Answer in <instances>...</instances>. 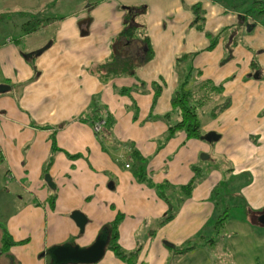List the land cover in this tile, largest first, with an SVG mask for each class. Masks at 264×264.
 I'll use <instances>...</instances> for the list:
<instances>
[{
    "label": "crops",
    "instance_id": "crops-1",
    "mask_svg": "<svg viewBox=\"0 0 264 264\" xmlns=\"http://www.w3.org/2000/svg\"><path fill=\"white\" fill-rule=\"evenodd\" d=\"M251 1L0 0V86L8 88L0 93V264H60L49 251L90 248L120 214L119 246L140 255L129 263L106 249L98 264H228L235 255L264 264V23L246 14ZM125 7L145 8L140 21L154 58L134 77L102 83L90 69L110 58ZM47 18L56 20L24 33L28 21ZM210 36L217 41L211 50ZM192 55L201 75L190 87L211 81L231 101L214 120L208 108L201 113L204 136L215 133L217 141L168 134L173 117H166L190 63L179 69L178 59ZM94 97L114 118L121 146L104 149L94 127L79 121ZM55 133L59 150L48 167ZM133 149L156 186L178 189L197 179L166 225L169 206L136 180ZM47 175L57 189L53 209ZM232 209L244 215L231 217ZM74 213L87 219L83 231ZM6 234L13 245L4 244ZM248 234L258 241L242 245ZM188 246L195 248L175 253Z\"/></svg>",
    "mask_w": 264,
    "mask_h": 264
},
{
    "label": "trees",
    "instance_id": "trees-1",
    "mask_svg": "<svg viewBox=\"0 0 264 264\" xmlns=\"http://www.w3.org/2000/svg\"><path fill=\"white\" fill-rule=\"evenodd\" d=\"M124 9L126 11V15L124 17L123 30L112 43V54L110 58L105 63L95 65L90 69V72L94 74L102 83H106L114 78L134 77L136 76V73L139 69L144 67L154 58V50L151 39L148 35V32L145 30V25L140 21L145 8L125 7ZM192 11L195 16L194 23H203L204 13L202 10V5H194ZM246 14L250 15L254 20L264 23V0H252L246 10ZM55 20V18H47L45 20L32 19L23 26V31L26 34L37 32ZM253 26L254 25L251 23L248 24V27L252 28ZM199 28L201 29L200 26ZM210 38L214 41L209 47L211 50L216 46L217 41H215V39H213L211 36ZM194 57V55L182 56L178 59L179 69L185 60H190V63L185 70V75L180 80L178 90L175 92L172 99L173 112L166 117L168 120L170 117H173V122L169 121L168 134L170 137L176 135L179 132H184L189 139H201L204 136L201 120V113L203 110L208 108L210 119L214 120L218 118V116H220L223 112H225L231 105L230 99L225 98L223 95V86H216L211 81H202L198 86L194 88L190 87L192 78L195 75L199 77L201 75L199 71L196 72L193 69L192 65ZM225 62H227V59H225L222 64ZM252 66H254V68L257 66L255 60L253 61ZM126 92L128 91H121V93ZM157 94H160L159 90ZM79 121L92 125L94 129L96 124L103 123L101 131L97 132L95 130V132L96 137L104 149L107 150V146H109L111 143H114L116 146L122 145L117 140H115L112 135L114 118L99 102L97 97L92 99L89 109L79 118ZM55 135L56 133L53 135L52 139V155L47 164L48 167L53 164L54 155L59 150L56 145ZM130 161L132 163L131 167L136 180L139 183L146 184L149 187L156 189L166 200L169 206V211L167 212L164 219L160 222V226L166 225L177 216L182 204L188 197L191 196L194 188L196 187L197 179L192 181L189 185L178 189H172L168 184L156 186L148 176L146 159L136 149L132 150L130 154ZM231 172H233V169ZM50 189L51 195L49 197L48 203L53 209L57 200V189L56 186L50 187ZM169 189H172V191L177 194L175 198H171L168 195ZM227 218L228 216L226 213L219 217L218 228H221L225 224ZM123 219L124 216L120 214L115 222L102 230L98 240L106 241V249L113 251L116 257L119 259L133 263L134 260L140 255L141 249H138L133 253H127L119 246V227ZM7 238L8 237L6 234L4 238V244L7 242V245H13V242L8 243ZM168 246L174 248L169 244ZM194 248L195 246H188L186 248L175 249V253L179 256H184ZM60 264L78 263L60 262Z\"/></svg>",
    "mask_w": 264,
    "mask_h": 264
},
{
    "label": "water",
    "instance_id": "water-1",
    "mask_svg": "<svg viewBox=\"0 0 264 264\" xmlns=\"http://www.w3.org/2000/svg\"><path fill=\"white\" fill-rule=\"evenodd\" d=\"M8 88L4 86H0V93L6 91ZM203 140L208 142L217 141L218 137L215 133H210L202 137ZM46 182L50 187H55L54 183L52 182L49 175L46 176ZM72 218L76 221L78 226L83 231L87 219L81 213H74ZM259 221L264 224V214L261 215ZM107 242L104 240H98L93 246L88 249L81 250L79 248H75V250H70L69 248L63 247H56L52 251H49L50 254L58 262H76L78 264H98L101 259L103 258L106 252Z\"/></svg>",
    "mask_w": 264,
    "mask_h": 264
},
{
    "label": "rangeland",
    "instance_id": "rangeland-1",
    "mask_svg": "<svg viewBox=\"0 0 264 264\" xmlns=\"http://www.w3.org/2000/svg\"><path fill=\"white\" fill-rule=\"evenodd\" d=\"M82 1H85V2H90L91 0H82ZM232 215L231 217H234L237 219V217H241L244 215V211H239V212H236L234 209L231 210V214ZM234 224H236V221L234 220ZM263 230H264V226L261 227ZM261 233V232H260ZM264 233V232H263ZM249 236V239H247ZM248 236H240V239H242V245H244L245 243L247 242H251L253 240V242H257L258 239L256 238V236L254 235H250L248 234ZM260 240V239H259ZM257 250V249H256ZM262 250V249H261ZM260 250V251H261ZM258 251V250H257ZM234 259V260H233ZM264 262V260H260V262ZM245 262H248L247 259H245V257H242V255H235L231 258L230 262H228V264H243Z\"/></svg>",
    "mask_w": 264,
    "mask_h": 264
},
{
    "label": "built area",
    "instance_id": "built-area-1",
    "mask_svg": "<svg viewBox=\"0 0 264 264\" xmlns=\"http://www.w3.org/2000/svg\"><path fill=\"white\" fill-rule=\"evenodd\" d=\"M102 125H103V123H98V124H96L95 130H96L97 132H100L101 129H102ZM126 167L129 168L130 165L128 164Z\"/></svg>",
    "mask_w": 264,
    "mask_h": 264
}]
</instances>
